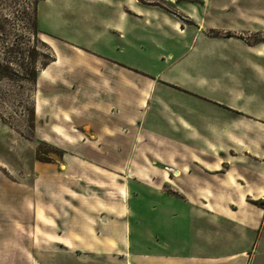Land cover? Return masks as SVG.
<instances>
[{"label": "crops", "instance_id": "crops-1", "mask_svg": "<svg viewBox=\"0 0 264 264\" xmlns=\"http://www.w3.org/2000/svg\"><path fill=\"white\" fill-rule=\"evenodd\" d=\"M246 2L222 37L207 33L224 28L221 1L212 17L172 3L183 20L152 2L62 0L76 14L72 36L59 35L74 48L89 148L139 156L118 164L114 209L56 210V229L33 209L21 239L0 240L8 264H264V208L252 203L264 198V42L239 36L264 27V9ZM89 11L102 17L85 26Z\"/></svg>", "mask_w": 264, "mask_h": 264}, {"label": "rangeland", "instance_id": "rangeland-1", "mask_svg": "<svg viewBox=\"0 0 264 264\" xmlns=\"http://www.w3.org/2000/svg\"><path fill=\"white\" fill-rule=\"evenodd\" d=\"M139 1L160 5L180 19L183 13L172 3L184 7L193 3L203 15L212 17L214 4L221 1L224 28L210 29L207 33L222 37L236 33L229 28L230 11L237 9L236 3L247 1L255 14L264 9L262 0ZM84 7L89 9V5ZM40 13L48 19L47 26L52 31L39 24ZM66 13L62 0H0V240L21 239L23 223L30 216L33 218V209H45L42 221L51 222L52 228L51 218L56 210L114 209L121 201L118 164H122L125 156H139L134 150L89 148L94 139L85 125L90 110L86 102H77L74 97L76 87L71 67L74 48L59 35V32L71 36L74 33L72 20L76 14L68 11L72 15L69 17ZM97 14L102 17L101 12L89 11L85 26L91 25V17ZM62 18L67 22L56 25ZM82 26L80 34L87 38ZM239 36L249 44L262 43L264 27ZM151 160L150 164L161 167ZM127 173L134 178L132 169L128 168ZM174 174L178 175V171ZM163 188L167 191L165 185ZM148 200L151 204V199ZM252 203L264 208V198ZM255 238H264V226L256 231ZM0 249V264H8L7 247ZM10 256L15 264L25 263L20 254Z\"/></svg>", "mask_w": 264, "mask_h": 264}]
</instances>
